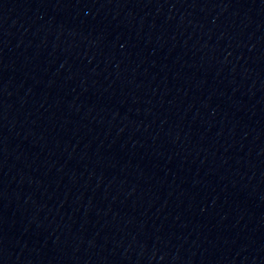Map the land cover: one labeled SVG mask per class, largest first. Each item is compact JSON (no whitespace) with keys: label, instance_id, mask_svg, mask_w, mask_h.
<instances>
[{"label":"water","instance_id":"obj_1","mask_svg":"<svg viewBox=\"0 0 264 264\" xmlns=\"http://www.w3.org/2000/svg\"><path fill=\"white\" fill-rule=\"evenodd\" d=\"M0 264H264V0H0Z\"/></svg>","mask_w":264,"mask_h":264}]
</instances>
